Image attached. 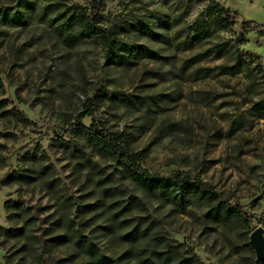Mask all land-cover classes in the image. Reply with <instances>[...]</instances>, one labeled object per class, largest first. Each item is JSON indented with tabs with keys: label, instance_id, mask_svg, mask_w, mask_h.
Returning <instances> with one entry per match:
<instances>
[{
	"label": "rangeland",
	"instance_id": "1",
	"mask_svg": "<svg viewBox=\"0 0 264 264\" xmlns=\"http://www.w3.org/2000/svg\"><path fill=\"white\" fill-rule=\"evenodd\" d=\"M29 1L28 8L0 0L1 10L23 15L0 21V228L20 230L15 239H0V264H40L41 253L48 264H92L72 230L118 264H164L167 247L174 252L167 264H254L246 245L251 231L264 230V118L252 112L247 79L194 77L221 61L206 55L210 45L176 50L178 28L160 23L169 14L161 0H58L87 12L100 3L101 26L110 17L106 29L134 47L120 63L106 62L98 41L66 46L48 25L56 15H43V1ZM216 1L238 12L233 30L243 34L241 49L264 70V35L243 25L264 26V0ZM146 20L151 34L140 25ZM89 88L80 102L76 91ZM101 88L106 96L92 105L100 114L86 116V127L93 120L128 142L148 173L200 179L250 216L248 232L213 224L197 206L179 212L140 193L110 156L67 135ZM75 104L71 119L66 109Z\"/></svg>",
	"mask_w": 264,
	"mask_h": 264
},
{
	"label": "trees",
	"instance_id": "2",
	"mask_svg": "<svg viewBox=\"0 0 264 264\" xmlns=\"http://www.w3.org/2000/svg\"><path fill=\"white\" fill-rule=\"evenodd\" d=\"M45 4L42 8L43 15L55 14V18L48 24L53 32L66 46L71 48L82 45L88 41H98L104 50L106 62H129L134 53V47L123 43L118 34L101 26V16L98 12L100 3L92 4V10L87 12L81 6L65 7L58 0H41ZM167 6L169 14L165 16L171 27L178 28L174 47L183 51L194 46L210 45L206 55L212 56L221 62L213 69H196L194 77L212 76H243L250 84V91L255 95L252 102V112L259 118H264V70L257 56L244 52L243 34H235L233 25L237 11L221 6L216 0H161ZM26 7H32V1L19 0ZM196 7V8H195ZM194 18L189 20V17ZM147 17H151L147 16ZM23 15L0 9V21L16 23ZM158 20V18H157ZM144 32L151 34L153 25L149 21L140 23ZM249 31L264 35V27L254 22H244ZM78 30V31H77ZM75 33V35H74ZM221 34V35H220ZM95 37V39H89ZM126 55H124V54ZM192 61H184L181 70L187 71ZM106 96L104 89L90 99L83 106V113L69 123L67 135L84 140L87 144L101 153L110 156L129 180L139 189L140 193L156 199L161 203L172 206L179 212H184L190 206H197L206 211L205 217L213 224L226 225L239 224L248 232L250 216L245 214L237 205H229L213 188L203 183L200 179L193 178L187 173L175 172L169 176L148 173L140 168L139 154L129 151V144L118 136L106 132L92 120L89 127L83 124V119L93 115L92 105L95 100ZM125 100V99H124ZM73 152H79L77 146H72ZM9 209L12 206L7 203ZM69 227L73 224L69 222ZM73 232L74 242L88 257L92 264H118L117 260L101 254L96 244L87 240L77 230ZM20 230L0 228V239L6 241L19 237ZM63 237H61L62 239ZM64 239V238H63ZM62 239V240H63ZM39 243H44L39 238ZM251 251L249 245H246ZM173 248L167 247V257L164 264L169 263ZM40 264H48L44 254L39 255ZM183 262V260H179ZM9 264V261L5 262ZM144 264H151L145 262ZM182 264V263H181ZM264 264V262L262 263Z\"/></svg>",
	"mask_w": 264,
	"mask_h": 264
},
{
	"label": "water",
	"instance_id": "3",
	"mask_svg": "<svg viewBox=\"0 0 264 264\" xmlns=\"http://www.w3.org/2000/svg\"><path fill=\"white\" fill-rule=\"evenodd\" d=\"M248 244L254 253V264H262L264 262V230L257 227L251 231Z\"/></svg>",
	"mask_w": 264,
	"mask_h": 264
},
{
	"label": "clouds",
	"instance_id": "4",
	"mask_svg": "<svg viewBox=\"0 0 264 264\" xmlns=\"http://www.w3.org/2000/svg\"><path fill=\"white\" fill-rule=\"evenodd\" d=\"M106 20H107V22L104 24V27L105 28H109L112 21H111L110 17L106 18ZM262 27H264V26H262ZM74 35H75V33H74ZM89 39H95V37H90ZM69 51H71V50H69ZM104 86L106 87V85H104ZM91 92H92L91 88L87 89L86 92L84 90H77L76 91V96L79 98L80 102H83V101H85L86 96L87 97L91 96ZM119 104H120V102L118 101L114 105V107H118ZM79 107H80L79 104H75V105L71 106L70 108L66 109V111H69L71 113V119H75V113H76V111L79 110ZM99 114H100L99 112L93 113V115H99ZM104 119H107V116H105ZM122 130H123L122 128L117 129V131H122ZM81 143H83V141H81ZM57 154H59V153H57Z\"/></svg>",
	"mask_w": 264,
	"mask_h": 264
}]
</instances>
